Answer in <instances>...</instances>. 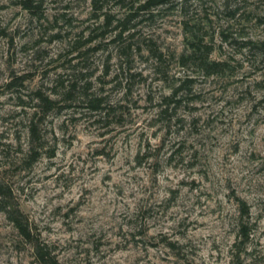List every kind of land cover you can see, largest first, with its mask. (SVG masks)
<instances>
[{
    "label": "rangeland",
    "instance_id": "374dc122",
    "mask_svg": "<svg viewBox=\"0 0 264 264\" xmlns=\"http://www.w3.org/2000/svg\"><path fill=\"white\" fill-rule=\"evenodd\" d=\"M24 1L0 0V182L36 238L60 264H264V60L243 48L264 0ZM0 264H39L1 203Z\"/></svg>",
    "mask_w": 264,
    "mask_h": 264
},
{
    "label": "trees",
    "instance_id": "16d2710c",
    "mask_svg": "<svg viewBox=\"0 0 264 264\" xmlns=\"http://www.w3.org/2000/svg\"><path fill=\"white\" fill-rule=\"evenodd\" d=\"M106 1V0H93V8L96 12L102 10V7H99V2ZM173 0H146L138 9V12H143L150 10L151 8H156L158 6H163L171 3ZM24 8L30 12L35 11L38 9V6L34 4L33 1L31 0H25L24 1ZM137 14V13H136ZM104 27L109 28L110 26L113 25V18L111 15H104ZM136 15L132 14L127 16L124 20L119 21L117 26L115 27V30H119L117 39H121L123 37V34L128 31L129 24L133 21L134 17ZM244 47L250 50V53L255 56H262V60H264V42L262 43H243ZM217 65V64H215ZM180 88L175 90V92L167 97L165 100L167 101L168 107L170 106L171 103H175V100L180 92ZM36 98L39 102V108L42 110L48 108H52L56 102L52 100L49 97H46V95L42 94V92L39 90L38 92L35 93ZM86 102L88 104V108H92L94 111H98L101 107L102 104L104 103L103 98L101 97H88L86 99ZM168 107L166 110L163 111V113L168 112ZM29 133L31 138H35L38 135V124L35 121H31L30 126H29ZM34 152V151H32ZM9 190L0 182V203L1 206L10 222L15 226V228L18 230L19 234L30 244H32L33 248V254L36 259V261L39 264H60L58 258L54 255L51 246L45 243H41L33 233V229L28 222L27 218L25 215L21 212L20 209H11V207L8 204V199H9ZM245 206V204H244ZM245 213L242 215V218L244 216L249 217V210L245 209ZM241 232L245 238L248 236L247 232V226L242 224L241 227Z\"/></svg>",
    "mask_w": 264,
    "mask_h": 264
}]
</instances>
